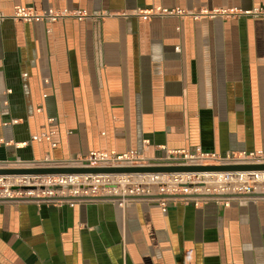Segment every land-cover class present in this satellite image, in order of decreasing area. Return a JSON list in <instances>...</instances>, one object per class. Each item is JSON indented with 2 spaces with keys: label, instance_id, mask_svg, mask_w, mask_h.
I'll list each match as a JSON object with an SVG mask.
<instances>
[{
  "label": "crops",
  "instance_id": "obj_1",
  "mask_svg": "<svg viewBox=\"0 0 264 264\" xmlns=\"http://www.w3.org/2000/svg\"><path fill=\"white\" fill-rule=\"evenodd\" d=\"M19 6L88 18L14 20ZM261 7L0 0V167L264 154V15L246 14ZM0 264H264V200L0 201Z\"/></svg>",
  "mask_w": 264,
  "mask_h": 264
},
{
  "label": "built area",
  "instance_id": "obj_2",
  "mask_svg": "<svg viewBox=\"0 0 264 264\" xmlns=\"http://www.w3.org/2000/svg\"><path fill=\"white\" fill-rule=\"evenodd\" d=\"M162 13L181 16L186 11L163 9ZM206 13L227 17L243 12L236 9H216ZM246 14L264 15V8H255ZM66 17L82 20L88 18V15L86 12L70 10L36 11L23 6L16 7L12 15L14 20L49 23ZM174 155L171 159L182 160L187 165L264 164V154L257 153L244 152L239 156L221 157L198 149L194 153L175 152ZM55 165L102 168L137 167L147 163L136 152L117 156L97 151L79 160ZM249 196L264 200V171L0 176V201H50L55 204L74 205L76 202L104 199L124 207L134 200L142 199L160 204L169 200L193 201L196 205L214 201L227 206L233 200L241 201Z\"/></svg>",
  "mask_w": 264,
  "mask_h": 264
},
{
  "label": "water",
  "instance_id": "obj_3",
  "mask_svg": "<svg viewBox=\"0 0 264 264\" xmlns=\"http://www.w3.org/2000/svg\"><path fill=\"white\" fill-rule=\"evenodd\" d=\"M264 171V164L229 163L223 165H187L182 160L168 162H151L137 167H75L67 165H44L24 167H0V176L20 175H64V174H143V173H204V172H237Z\"/></svg>",
  "mask_w": 264,
  "mask_h": 264
}]
</instances>
